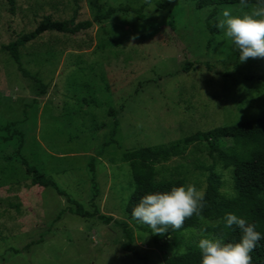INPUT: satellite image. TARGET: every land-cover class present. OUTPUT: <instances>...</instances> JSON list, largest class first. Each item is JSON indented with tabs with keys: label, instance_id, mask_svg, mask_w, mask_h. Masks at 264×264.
I'll list each match as a JSON object with an SVG mask.
<instances>
[{
	"label": "rangeland",
	"instance_id": "374dc122",
	"mask_svg": "<svg viewBox=\"0 0 264 264\" xmlns=\"http://www.w3.org/2000/svg\"><path fill=\"white\" fill-rule=\"evenodd\" d=\"M156 1L17 0L11 10L0 0V264H162L217 223L203 219L182 235L166 232L155 240L123 212L133 185L128 164L117 158L128 149L263 115L264 84L257 76L264 72V58L239 62L221 30L208 44L205 20L211 7L168 0L158 8ZM119 5L143 6V18L116 12L77 34L45 32L21 50L22 66L47 86L43 96L1 49L43 15L67 18L74 8L77 22ZM252 8L228 4L217 18L223 9H234L235 15ZM9 122L22 133L20 155L29 164L85 209L94 206L113 220L74 215L65 196L32 185L13 158L17 139L2 140L1 127ZM201 163H211L205 142L189 144L156 167L165 175L180 173L187 184L204 190ZM221 173L220 191L231 194L230 176ZM120 221L128 224L131 242L115 223Z\"/></svg>",
	"mask_w": 264,
	"mask_h": 264
},
{
	"label": "trees",
	"instance_id": "16d2710c",
	"mask_svg": "<svg viewBox=\"0 0 264 264\" xmlns=\"http://www.w3.org/2000/svg\"><path fill=\"white\" fill-rule=\"evenodd\" d=\"M5 1L10 6V9L13 10L17 0ZM190 1L193 2L195 9L204 7L212 8L208 12L205 20V26L210 35L208 44L211 42V36L219 31L215 27V24L218 22L217 13L219 8L228 4H241L240 0ZM155 4L158 8H165L168 0H158ZM245 5L256 7L257 0H247ZM142 8L143 6L133 8L129 5L108 7L104 12L94 13L90 20L87 19L77 22H75L76 9L74 8L71 16L67 18L58 19L53 18L51 15H43L33 29L21 33L15 40L3 45L1 49L10 55L22 76L29 78L33 82V91L37 95L43 96L47 86L42 84L37 76H32L21 63L20 53L27 44L37 40L45 32L63 35L77 34L79 31L91 27L93 23H103L110 19L116 12L125 11L135 13L138 19H142ZM233 10L230 11L233 13ZM75 47L80 48L81 46L78 45ZM189 65L187 63L182 71H187ZM257 78L264 84V72L257 76ZM15 124V122H9L1 127L2 131L6 133V136H3L2 140L9 141L12 138L17 139L18 142L13 152V158L24 166V171L30 177L32 185L50 187L60 195L65 196L67 201L72 204L68 210L74 215L82 218L96 217L105 223L113 220L111 216L100 214L94 206H92V210L85 209L81 203L69 198L49 175L41 172L36 166L29 164L20 155V149L23 145L22 133L14 128ZM114 131L115 127L112 129L111 134ZM198 142H205L207 144L208 156L211 159V163L208 165H204L203 163L199 164V168L205 172V187L203 190L205 192L204 207L200 215L197 216L194 214L192 217L186 219L182 229L176 230L169 227L168 232L176 237L182 235L184 232L190 231L200 220L215 219L217 221L215 227H207L209 229H207V232L217 238H223L226 242L236 241L240 236L239 230L225 228L222 221V217L226 213L231 212L246 218L249 223L255 224L256 230L264 235V114L231 125L217 126L208 130H198L193 134L175 141L128 149L120 154L117 160L120 159L128 164L133 185V190L123 207L126 218L136 222L131 218V209L144 193L150 191H166L173 186L181 184L187 185L186 178L181 176L180 173L169 172L168 175H165L156 166L159 163L168 161L170 158L180 156L189 144ZM90 168L92 172V164ZM221 171H227L230 176L232 186L231 194H224L220 191L223 185ZM91 182V204H93V198L96 194L93 173L91 174ZM115 223L121 227L128 241L131 242L133 240V234L128 224L125 221ZM163 235H155L154 239L157 240ZM125 248L135 253L128 246H125ZM250 255L252 257V264H264V240L259 242L258 247ZM199 261V251L196 244H193L189 245L183 252L164 258L162 264H199Z\"/></svg>",
	"mask_w": 264,
	"mask_h": 264
},
{
	"label": "clouds",
	"instance_id": "9594fccd",
	"mask_svg": "<svg viewBox=\"0 0 264 264\" xmlns=\"http://www.w3.org/2000/svg\"><path fill=\"white\" fill-rule=\"evenodd\" d=\"M240 3L245 5L247 0H240ZM221 16L215 27L238 52L239 62L264 58V0H257V6L248 13L234 15L230 10L223 9ZM204 200L203 190L193 184H181L166 191L144 193L132 207L130 215L132 220L159 236L168 232L169 227L182 229L186 219L194 214L200 215ZM222 221L225 228L239 230V239L226 242L223 238L212 236L206 229L202 230L196 242L199 264H252L250 254L264 240V235L256 230L255 224L235 213H226Z\"/></svg>",
	"mask_w": 264,
	"mask_h": 264
}]
</instances>
